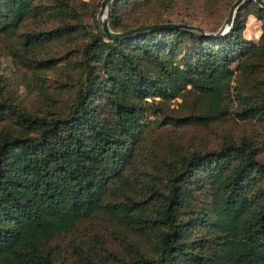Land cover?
I'll return each mask as SVG.
<instances>
[{
    "label": "trees",
    "instance_id": "16d2710c",
    "mask_svg": "<svg viewBox=\"0 0 264 264\" xmlns=\"http://www.w3.org/2000/svg\"><path fill=\"white\" fill-rule=\"evenodd\" d=\"M199 1L225 12L216 31L235 0H113L110 26L194 24L172 15ZM89 10L82 0H0V32L38 22L29 50L85 37L30 58L43 80L59 63L76 70L59 80L74 91L60 110L0 95V264H58L51 242L106 215L124 250L77 246L83 264H264V6L244 1L220 35L163 27L116 39ZM250 15L262 22L259 41L245 34ZM179 97L183 114L170 112ZM151 116L175 127L256 122L263 132L252 124L202 147L151 139Z\"/></svg>",
    "mask_w": 264,
    "mask_h": 264
},
{
    "label": "rangeland",
    "instance_id": "374dc122",
    "mask_svg": "<svg viewBox=\"0 0 264 264\" xmlns=\"http://www.w3.org/2000/svg\"><path fill=\"white\" fill-rule=\"evenodd\" d=\"M82 1H86L90 8L88 16L86 15L88 20L98 18L102 0ZM224 13L213 15L209 9L205 8L203 1H199L193 8L184 6L177 8L172 17L176 20L184 17L194 24H200L206 30L215 31L213 29L214 22H219V18ZM224 21L222 20L220 26ZM37 23L28 21L23 23L15 32H0V95L12 96L17 99L21 106H26L32 111L43 108L60 110L62 104L72 100L74 91L62 86L59 80L64 82L68 72L76 74V70L71 67L67 69L64 63H59V66L44 72L43 80L35 75L30 64V58L36 54L40 58L62 55L77 46L79 42L81 43L85 37L84 34L78 36L75 43H68L70 42L68 40H53L41 44L39 48L29 50L27 35L34 27H38ZM94 23L91 22L89 27L94 28ZM99 23L101 24L100 20ZM262 32V22L254 15H250L245 30L246 36L259 41ZM181 100L182 98L179 97L172 101L170 112L183 114L184 110L178 103ZM154 117L151 116L153 118L150 123L151 139L167 133L176 141L202 147L216 144L222 139L221 135L226 131H233L238 135L251 132L252 124L263 132L261 126L256 122L251 124L231 119L226 124L213 123L211 127L198 124L175 127L160 125L158 120H154ZM121 233L122 230L118 222L108 215L92 217L82 222L75 230L58 235L51 242V246L56 253L58 264H83L77 253V246L83 245L89 250L92 246L100 247L101 240L110 250L119 252L124 250V242L120 238ZM103 252L100 253L101 260L106 262L110 260L111 262L110 254L106 251L103 254Z\"/></svg>",
    "mask_w": 264,
    "mask_h": 264
},
{
    "label": "water",
    "instance_id": "95a60500",
    "mask_svg": "<svg viewBox=\"0 0 264 264\" xmlns=\"http://www.w3.org/2000/svg\"><path fill=\"white\" fill-rule=\"evenodd\" d=\"M112 1L113 0H102V5H101V9L98 14V19L101 22L103 30L107 33V36L111 39H116V38L132 36L140 32H145L148 30H153L156 28H163V27L188 28V29L197 30L201 32L202 34L211 35V36L224 34L232 28L236 12L238 8L240 7V5L246 0H235L233 2V4L231 5L229 9L228 15L224 23L216 31H209L197 24H189L186 22H179V21L143 24V25H139L137 27L129 28L125 30H114L110 26V21H109ZM254 1L264 6V0H254Z\"/></svg>",
    "mask_w": 264,
    "mask_h": 264
}]
</instances>
